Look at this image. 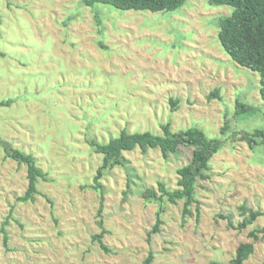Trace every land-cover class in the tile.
<instances>
[{
  "label": "rangeland",
  "instance_id": "rangeland-1",
  "mask_svg": "<svg viewBox=\"0 0 264 264\" xmlns=\"http://www.w3.org/2000/svg\"><path fill=\"white\" fill-rule=\"evenodd\" d=\"M232 11L207 0L159 13L0 0V103L10 102L0 105V140L46 173L34 201L19 202L26 166L0 148V264H141L150 252L153 264H232L241 243L253 245L243 264H264V216L236 229L241 206L264 213V145L251 150L231 134L264 130V103L259 75L219 45L218 20ZM215 90L219 99H209ZM237 103L247 111L236 114ZM166 123L173 133L196 127L222 148L195 190L199 216L193 207L184 221L182 202H164L149 235L158 207L142 194L158 182L176 190L175 172L192 150L180 146L167 158L123 152V165L99 181L101 201L93 179L102 156L87 141L106 143L121 131L160 135Z\"/></svg>",
  "mask_w": 264,
  "mask_h": 264
},
{
  "label": "trees",
  "instance_id": "trees-1",
  "mask_svg": "<svg viewBox=\"0 0 264 264\" xmlns=\"http://www.w3.org/2000/svg\"><path fill=\"white\" fill-rule=\"evenodd\" d=\"M187 0H80L85 7H92L95 4L108 5L120 11H146L150 13L172 12L184 5ZM210 6H228L233 9L228 17L218 20L217 38L223 52L229 59L241 68H245L259 75V97L264 103V0H207ZM0 57L3 54L0 52ZM219 99L218 90L209 95V99ZM9 101L1 102L0 105L8 106ZM169 105L174 111L178 102L170 99ZM248 109L242 103H237L236 114L244 113ZM229 129L226 121L220 130L224 135ZM161 134L155 135L149 132L128 134L121 131L118 137L112 138L106 143L97 142L94 139L88 140L87 144L94 154L102 156V164L96 171L93 179V189L101 194L103 198L102 186L99 183L104 171L111 170L114 167L122 166L121 155L123 152H131L139 149L142 154L149 150H159L164 158L169 154H175L180 146L192 150L190 161L176 170L177 189L168 190L166 186L158 182L157 190L147 189L142 198L147 202L157 204L155 224L151 229L156 233L161 224L160 216L163 212L164 202L176 204L182 202V220L190 218L193 215L192 208L196 216H199L198 202L195 199L198 182L208 181L210 178V161L220 151L222 144L220 140L210 139L205 133L196 128L173 133L169 124L160 126ZM233 137L239 136L238 140L244 141L249 148L253 150L258 145H264V130H255L248 133H232ZM0 148L5 159H10L19 165L26 166L28 186L25 194L18 198L19 202H32L37 195L38 180H45L46 173H43L38 167L34 157L30 154H24L21 151L12 148V146L3 140H0ZM100 213L101 210H98ZM240 211L244 219L236 229L242 230L251 225L258 217L264 216V213L254 212L241 206ZM225 219L229 220L228 217ZM101 226V222H98ZM230 227L231 224H230ZM2 232V230H0ZM250 237L256 239L252 233ZM93 240L99 247L108 252V249L102 242V234L93 236ZM6 243V236H4ZM253 252L252 243H241L235 250L232 264H243ZM141 264H153V255L148 256Z\"/></svg>",
  "mask_w": 264,
  "mask_h": 264
}]
</instances>
